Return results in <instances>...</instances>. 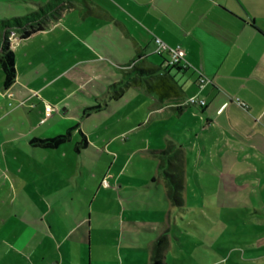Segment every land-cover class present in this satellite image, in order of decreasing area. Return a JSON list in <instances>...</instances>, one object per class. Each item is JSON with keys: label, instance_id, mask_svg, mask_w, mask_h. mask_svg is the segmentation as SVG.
Returning <instances> with one entry per match:
<instances>
[{"label": "crops", "instance_id": "obj_1", "mask_svg": "<svg viewBox=\"0 0 264 264\" xmlns=\"http://www.w3.org/2000/svg\"><path fill=\"white\" fill-rule=\"evenodd\" d=\"M46 1L0 0V20L25 16ZM155 38L180 47L187 68H171L167 53L156 54ZM9 48L14 55L15 79L8 88H4L0 67V264H151L155 241L165 226L156 204L161 195L152 199L151 192L140 189L153 191L158 185L155 193L159 194L163 186L167 196L156 153L170 143L184 152L185 191L191 176L200 188L207 182L216 193H222V184L233 183L238 189L239 184L255 186L264 200V0H75L43 31L12 42ZM135 62L138 68L167 70L181 87L185 102L197 96L204 105L187 104L181 112L174 104L158 107L156 95L146 91L137 78L133 83V76L115 99L110 86L121 82L115 81L132 69L118 71L112 63L123 67ZM201 74L210 83L198 90ZM144 98L150 99L145 101L148 122L154 123L153 127L166 125L165 146L145 150L151 154L145 160L132 155L137 164L148 166L146 177L127 178L124 172L129 163L114 161L120 170L111 178L115 184H135L138 190H128L127 202L116 201L109 208V215L115 218L112 228L106 221L96 226L91 214H76L75 209L70 212L63 206L54 207L47 224L42 222L41 206L40 213L26 215L24 220L3 211L10 201L37 200L33 193L17 192L8 171L15 173L17 166H27L31 155L36 163L39 157L45 161L58 155L55 165H66L64 158L73 157L70 150L83 138L86 143L76 152L84 154L81 149L95 146L84 123L76 120L78 115L86 118L91 112L115 110L121 114L113 118L115 122L131 123L133 117L127 111L138 113ZM93 100L95 103L89 104ZM113 100L124 106L112 107ZM47 105L52 108L48 116ZM91 107L98 108L87 112ZM69 128L73 130L66 143L73 145L43 150L30 143L34 138L64 134ZM76 134L81 138L74 142ZM188 161L193 172L186 169ZM198 167L203 171H196ZM107 190L111 197L106 203L114 200L115 194L113 188ZM228 191L223 197L231 200L232 191ZM41 194L37 193L38 200L50 199L45 192ZM104 210L103 214L99 210L97 224L105 219ZM261 222L264 224V218ZM139 227L152 229L149 250L133 249L140 245L135 234L144 237ZM93 232L100 241L97 245H93ZM93 247L111 252L99 257ZM162 254L163 264H167L165 250Z\"/></svg>", "mask_w": 264, "mask_h": 264}, {"label": "rangeland", "instance_id": "obj_2", "mask_svg": "<svg viewBox=\"0 0 264 264\" xmlns=\"http://www.w3.org/2000/svg\"><path fill=\"white\" fill-rule=\"evenodd\" d=\"M112 66L123 72L132 69V65L122 67L112 63ZM121 79L123 80L120 77L115 82L122 81ZM125 96L126 94H124L126 99ZM147 100L150 99L144 98V102L139 103L138 113L127 111L133 117L131 123L126 120L115 122L113 118L121 116L115 110H102L101 114L91 112V117L86 118L78 115L75 119L81 124L84 123V128L95 140V146L81 149L84 154L71 149L70 155L73 157L64 158L63 161L66 163L64 166L55 165L56 159L59 160L58 155L55 158L50 155L45 161L39 157L38 161L41 164L36 163L31 155L27 166H17L16 174L13 170L8 171L16 191H28V195L33 193L32 195L37 196V200L35 202L26 198L10 201L4 204L3 211L9 212L12 217L24 220L26 215L34 216L33 212L40 213L41 206L44 213L42 222L47 224L51 222L54 207L63 206L70 212L75 209L76 214L83 211L86 215L91 214L92 224L96 226L106 221L107 227L112 228V221L115 218L109 215V208L114 207L116 201L127 202L128 190H138L135 184L126 182L115 184L111 178L117 176L120 170L113 164L114 161L121 164L129 163L124 172L127 178L134 180L137 177H146L148 166L137 164L138 159H132V155H138L145 160L151 157V154L145 150H156L165 146L163 129L166 125H161V128L153 127L154 123L148 122L149 114L145 103ZM94 103L93 100L89 104ZM111 106L115 108L124 104L113 100ZM173 120L175 121L176 118ZM122 136L126 138L123 139ZM80 138L81 135L76 134L74 142L79 141ZM102 139L106 140L105 145L104 142L101 143ZM66 144L73 145L72 142ZM197 155L196 153L194 157ZM186 164L187 171L193 172L191 163L188 161ZM149 169L156 170L154 167ZM196 171H203V168L198 167ZM105 177H108L107 186L102 184V179ZM208 184L206 182L200 188L201 184L196 183V180L190 176L188 188L182 192L186 205L181 208L172 205L168 196L163 195V186L157 191L159 194L155 193L158 185L153 187V191L140 189L145 193L151 192L152 199L153 197L157 199L156 197L161 195L156 203L160 207L161 217L156 218L163 220L165 224L159 236H167L168 244L164 254L167 264H264V224L261 222L264 218V200L259 188L243 187L239 184L238 189V185L233 183L222 184L221 187L216 184L222 194L216 193ZM109 187L114 189L115 194L112 195L114 200L106 203L111 197L107 192ZM228 190L232 191L231 200L223 197L230 193ZM43 192L50 198L48 201L38 200L40 196L37 193L43 194ZM53 192L59 195L52 196ZM116 192H120L125 198L120 197ZM140 202L143 203L141 199ZM105 208L107 211L104 210ZM99 210L102 214L104 210L106 215L105 219H101L97 224L94 221ZM75 218L77 217H74V222ZM138 229H141L144 240L136 233V240L140 245L133 249L149 250L147 242L152 237V229L145 227ZM110 239L117 240L115 237ZM92 241L93 245L100 243L95 237V232ZM110 252L106 248L98 250L93 247V253L99 257L109 255Z\"/></svg>", "mask_w": 264, "mask_h": 264}, {"label": "trees", "instance_id": "obj_3", "mask_svg": "<svg viewBox=\"0 0 264 264\" xmlns=\"http://www.w3.org/2000/svg\"><path fill=\"white\" fill-rule=\"evenodd\" d=\"M73 1L75 0H48L25 16L0 20V67L4 76V88L11 86L15 79L14 55L9 48V34L16 32L22 40L29 39L60 18L70 8ZM122 77L126 82L121 81L110 86V90L113 91L111 94H113L115 99H118L124 88L129 85L127 80L132 78L133 83H136L137 78L138 82H144L146 91L156 95V106L163 107L174 104L178 112H181L187 106L182 98L181 87L168 75L167 70L160 72V69L138 68L135 62L132 64L131 72L123 74ZM96 108L98 107L87 108L86 111L90 112ZM71 130L73 128L67 129L64 134L51 138H34L31 139L30 143L32 146L43 150H55L69 140ZM83 143H86L84 138L75 144V150L79 151V145ZM156 155L158 169L164 178L166 194L172 205L181 208L184 205L182 192L185 190L183 149L179 145L170 143L165 149L158 151ZM167 244L166 235H161L156 239L151 264H163L162 252L165 250Z\"/></svg>", "mask_w": 264, "mask_h": 264}, {"label": "built area", "instance_id": "obj_4", "mask_svg": "<svg viewBox=\"0 0 264 264\" xmlns=\"http://www.w3.org/2000/svg\"><path fill=\"white\" fill-rule=\"evenodd\" d=\"M22 40L20 35L16 32H11L8 36V42L9 44L14 41ZM155 43V53L158 55H161L163 53H167L169 55V60L167 61V64L171 67H177V68H187L188 63L185 60L184 53L181 50L180 47H171L167 45L164 41H162L160 38L154 39ZM207 83H210V79L206 77L205 75H200L197 81L198 90H201ZM205 101L203 99H199L197 96H193L189 99H187L186 104L189 105H204ZM236 103L240 105L241 107L247 109V106L242 101L236 99ZM52 108L47 105L45 107V115L48 116L51 112ZM103 184L107 185V179L105 178L102 181Z\"/></svg>", "mask_w": 264, "mask_h": 264}]
</instances>
